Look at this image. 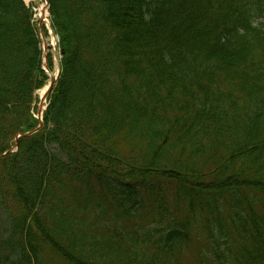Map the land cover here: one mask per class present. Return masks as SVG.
<instances>
[{
	"label": "trees",
	"instance_id": "obj_1",
	"mask_svg": "<svg viewBox=\"0 0 264 264\" xmlns=\"http://www.w3.org/2000/svg\"><path fill=\"white\" fill-rule=\"evenodd\" d=\"M47 1L60 74L10 153L47 76L0 0V264H264V0Z\"/></svg>",
	"mask_w": 264,
	"mask_h": 264
},
{
	"label": "rangeland",
	"instance_id": "obj_2",
	"mask_svg": "<svg viewBox=\"0 0 264 264\" xmlns=\"http://www.w3.org/2000/svg\"><path fill=\"white\" fill-rule=\"evenodd\" d=\"M24 2L27 6H29L31 8V11L33 13V16H32L33 21L32 22L35 25V28L37 29V31L39 33V39H40V35L43 33L41 35L42 38L40 39V41H41L40 46H41L42 52H44V54L46 56L44 58L45 61L48 58L51 61L52 70L48 72L49 81H50V78L57 80L59 77V73H60L59 70H60L61 56H60V51L58 48V38H57V36L54 35L53 31L50 28V15L48 12L46 1L45 0H27V1L24 0ZM39 8H45L46 9V11H45L46 12V20L45 21L41 20L38 17ZM260 22H264V19H261ZM42 27H44V29H46L45 34L43 32ZM44 43H45V45H44ZM49 81L47 82L45 87L50 84ZM41 91L42 90H39L38 92L35 93V102L33 104V108H34L33 114H35V115L39 111H42V110L44 111V109L46 108V105H47L46 101L41 100Z\"/></svg>",
	"mask_w": 264,
	"mask_h": 264
},
{
	"label": "bare ground",
	"instance_id": "obj_3",
	"mask_svg": "<svg viewBox=\"0 0 264 264\" xmlns=\"http://www.w3.org/2000/svg\"><path fill=\"white\" fill-rule=\"evenodd\" d=\"M27 1V0H26ZM46 9L45 8H39V10H38V13H39V15H38V17L41 19V20H43V21H45L46 20ZM44 91H45V89H43L42 91H41V97H42V95L44 94Z\"/></svg>",
	"mask_w": 264,
	"mask_h": 264
},
{
	"label": "water",
	"instance_id": "obj_4",
	"mask_svg": "<svg viewBox=\"0 0 264 264\" xmlns=\"http://www.w3.org/2000/svg\"><path fill=\"white\" fill-rule=\"evenodd\" d=\"M48 5V4H47ZM54 80H52L51 81V86H50V88L49 89H47V93H46V98H47V96L49 95V92H50V89H51V87L54 85ZM39 114H41V112H39ZM40 128V127H39ZM39 128L36 130V131H38L39 130ZM35 131V132H36ZM30 134H32V133H28V134H26V135H30ZM15 148H17V143H15Z\"/></svg>",
	"mask_w": 264,
	"mask_h": 264
}]
</instances>
